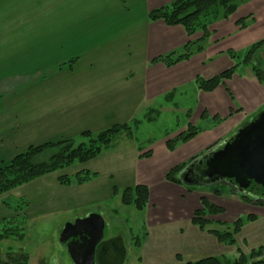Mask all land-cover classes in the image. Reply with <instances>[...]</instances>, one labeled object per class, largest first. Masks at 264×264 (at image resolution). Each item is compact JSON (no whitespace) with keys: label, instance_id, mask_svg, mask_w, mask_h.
Masks as SVG:
<instances>
[{"label":"crops","instance_id":"obj_1","mask_svg":"<svg viewBox=\"0 0 264 264\" xmlns=\"http://www.w3.org/2000/svg\"><path fill=\"white\" fill-rule=\"evenodd\" d=\"M173 1L0 0V37L6 33L13 37L6 44L0 41V165L30 146L76 139L85 131L114 125L134 127L116 138L121 144L109 145L73 173L67 170L71 166L49 173L7 192L2 200L10 195L27 199L22 213L29 217L62 215L104 205L114 197L115 188L146 184L152 208L157 188L164 189L161 197L169 196V190L179 196L182 185L165 176L186 162L180 156L189 160L197 156L196 147L201 152L212 144L219 147L264 111V82L255 75L253 64L241 59L264 39V0H246L231 16L213 22L205 49L168 67L153 60L203 35L188 36L181 25L149 19V11ZM244 18L247 26L241 28L237 22ZM263 51L253 55L254 62L261 60ZM233 53L240 56L237 65ZM233 66L234 75L215 90L199 88L197 77L209 79ZM189 94L193 104L185 103ZM163 108L184 113L186 122L142 147L133 136L140 116L149 120L150 113ZM214 116L222 118L221 123L213 121ZM201 121L205 126L195 138L168 150V139L185 131L189 123L198 126ZM123 137L130 139L125 142ZM148 151L151 156H141ZM84 169L96 176L82 184L60 183L61 175ZM2 200L0 220L15 216ZM254 207L259 211L249 214L257 219L240 232L246 240L264 229V206Z\"/></svg>","mask_w":264,"mask_h":264},{"label":"trees","instance_id":"obj_2","mask_svg":"<svg viewBox=\"0 0 264 264\" xmlns=\"http://www.w3.org/2000/svg\"><path fill=\"white\" fill-rule=\"evenodd\" d=\"M246 0H174L172 3L149 11L148 16L152 21L162 20L167 25H181L185 29L188 36H193L197 32H202L203 35L198 39L189 40L181 50L171 51L163 54L153 60V62H162L168 67L177 63L188 60L195 53L205 49L212 32L210 25L219 20L231 16L239 4ZM238 25L241 28L247 26L246 18L238 20ZM264 49V39L254 43L249 50L243 55L245 63L253 64V71L257 78L264 82V72L259 69L256 61H253V55L259 50ZM233 58L240 57L233 53ZM74 61L68 62L69 68H72ZM235 73V66L209 78L197 77L196 82L200 89L204 91H213L224 81L230 79ZM205 112L203 118H207ZM213 121L221 123L222 118L214 116ZM134 129L131 124L114 125L99 132L85 131L81 134L84 141L77 143L75 139L68 138L55 142H47L41 145L30 146L26 151L17 154L10 161L0 165V200L7 192L35 180L49 173L62 170L70 167L75 163H85L99 156L113 140L123 132H131ZM202 128L188 124L185 131L180 132L176 136L167 140V148L173 151L181 143H186L195 138ZM172 133V132H171ZM170 134V133H169ZM217 144L209 146L201 155H197L189 162L180 163L171 168L165 178L167 181L192 187L184 182L183 175L189 169H194L195 173L204 168V163L201 160L205 155L211 154L219 149ZM151 151L145 152L141 156H151ZM182 175V176H181ZM96 176L95 172L84 169L74 175H61L60 183L64 185L82 184L90 181ZM228 183L233 191H238L234 185H231L226 180H220L216 183ZM212 183V184H216ZM203 179V184L199 186H209ZM121 192V200L124 204L134 205L138 209H145L149 204L150 189L146 184H136L134 186L125 187L123 189L115 188L116 192ZM243 201L258 206H264V197L250 194L246 191L237 192ZM3 204L13 211L14 217L23 215L29 202L27 199L16 200L10 203L7 200H2ZM201 207L197 208L193 213L192 223L199 227L201 231H207L213 235L219 243L227 245L236 244V235L240 233L243 226L257 219L254 214H248L244 217L237 218L232 224L213 220L210 217H215L225 212V209L215 203L210 202L205 197L200 199ZM14 220L8 219L3 225H0V241L12 235H17L16 228L11 227ZM216 224L224 226V229L208 228L209 225ZM19 231V230H18ZM20 235H22L20 233ZM147 235V233H146ZM137 245L141 242L138 240ZM239 256L233 261L227 256H205L194 261H186L185 264H264V246L253 248L248 254L237 250ZM127 258V250L124 241L121 237L104 239L99 243L96 250V264H125ZM183 260L182 257H179ZM29 254L26 252H6L0 254V264H29Z\"/></svg>","mask_w":264,"mask_h":264},{"label":"rangeland","instance_id":"obj_3","mask_svg":"<svg viewBox=\"0 0 264 264\" xmlns=\"http://www.w3.org/2000/svg\"><path fill=\"white\" fill-rule=\"evenodd\" d=\"M6 34L0 37V41L5 44L13 38L9 36L11 33ZM241 59H243L242 56ZM233 61H235V65L239 63L237 58ZM256 64L264 72V62L258 60ZM239 66L241 69L244 68L242 61ZM192 102L193 97L190 94L185 97L186 104ZM148 118L149 120L140 116L141 125L133 135L142 147H147L152 142L164 138L167 132H175L187 120L184 113L173 108L158 109V111L150 113ZM198 126L204 127L205 122H199ZM121 135L125 136L122 133L116 138ZM116 138L110 146L121 144L119 139L116 141ZM123 138L125 141L129 137ZM75 140L80 143L84 141V138L79 137ZM202 152L198 147L194 150L195 155H201ZM192 158L188 160L185 156H180V159L186 162L191 161ZM79 164L75 163L68 168V173H73ZM181 188L178 197L176 192L172 193L170 190L169 196L161 197L159 194L164 189L157 188L153 196L154 206L152 208L148 206L145 209H138L134 205L124 204L119 191L104 205L86 206L71 214L29 217L24 213L17 217L1 219L0 225H3L6 220L12 219L14 221L9 226H19L20 228H16L19 234L0 241V254L9 251L26 252L29 254V264H75L67 246L61 242L60 235L67 223L84 218L88 212H90L89 214L101 213L105 223L104 239L114 237L123 239L127 250L125 264H185L186 261H194L208 255L227 256L233 261L239 256L237 250L248 254L253 248L264 246V229L263 232H257L255 237H247V240L244 239V234L238 233L236 244L227 245L219 243L213 235L207 231H201L198 226L192 223L193 213L201 207L200 199L202 197L225 209L223 214L210 218L226 224H232L237 218L258 210L254 205L243 201L237 193L238 191H233L228 183L222 182L209 186L194 185L192 187L182 185ZM7 201L14 203L16 200L10 195ZM208 228L224 229L225 227L212 224ZM138 240L141 242L140 245L136 244ZM213 240L215 241L213 242ZM194 242H197L196 247H193ZM180 256L183 260L179 259Z\"/></svg>","mask_w":264,"mask_h":264},{"label":"water","instance_id":"obj_4","mask_svg":"<svg viewBox=\"0 0 264 264\" xmlns=\"http://www.w3.org/2000/svg\"><path fill=\"white\" fill-rule=\"evenodd\" d=\"M261 60L264 62V51ZM201 163L205 167L199 170V176L192 168L188 175H183L186 184L202 185L203 179L206 184L226 180L240 192L264 197V111L219 149L205 155ZM104 227L103 218L97 213L65 225L60 240L67 246L75 264H96V250L104 238Z\"/></svg>","mask_w":264,"mask_h":264},{"label":"flooded vegetation","instance_id":"obj_5","mask_svg":"<svg viewBox=\"0 0 264 264\" xmlns=\"http://www.w3.org/2000/svg\"><path fill=\"white\" fill-rule=\"evenodd\" d=\"M195 172H196V171H195ZM199 174H200V172L195 173V175H197V176H199ZM186 175H188V172L186 173ZM200 176H201V175H200ZM189 177H190V178H193V175H192V176L189 175ZM189 177H188V178H189Z\"/></svg>","mask_w":264,"mask_h":264}]
</instances>
